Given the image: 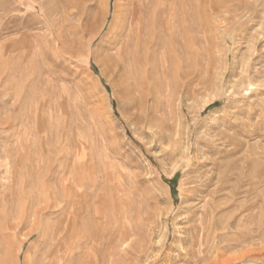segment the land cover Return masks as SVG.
Instances as JSON below:
<instances>
[{
	"label": "rangeland",
	"instance_id": "obj_1",
	"mask_svg": "<svg viewBox=\"0 0 264 264\" xmlns=\"http://www.w3.org/2000/svg\"><path fill=\"white\" fill-rule=\"evenodd\" d=\"M182 1L0 0V264H264V0Z\"/></svg>",
	"mask_w": 264,
	"mask_h": 264
},
{
	"label": "bare ground",
	"instance_id": "obj_2",
	"mask_svg": "<svg viewBox=\"0 0 264 264\" xmlns=\"http://www.w3.org/2000/svg\"><path fill=\"white\" fill-rule=\"evenodd\" d=\"M167 2H168V0H167ZM180 2L181 3H183V5H184V2L182 1V0H180ZM126 6H127V8H126V10L124 11V15H123V17L125 18V21H123V25L122 26H120L119 28L120 29H122L121 30V33H120V37H119V39H121V38H127L126 39V42H125V44H124V47L123 48H121L120 50H118L119 51V53H120V56L123 58V60H124V63H131L132 65L135 63V59H134V53L132 52V50H133V48H135V46L137 47H139V42H140V40H139V37H140V35H141V32L143 31V29L144 30H147V31H153V30H156V29H158L161 25H162V15L165 13V14H167V13H169L171 10H173V12H175V8H176V6L175 7H173V6H169L168 5V3H166V0H127V3H126ZM123 14V13H122ZM174 14V13H173ZM164 16V15H163ZM161 20V21H160ZM164 27V26H163ZM162 27V28H163ZM163 30V29H162ZM132 48V49H131ZM136 54V53H135ZM134 61V62H133ZM123 63V64H124ZM126 64V65H127ZM137 64V63H136ZM122 65V64H121ZM126 65H124V66H126ZM117 66V65H116ZM137 66V65H136ZM139 66V65H138ZM137 66V67H138ZM16 67V66H15ZM123 67V66H122ZM121 67V68H122ZM127 68L129 67V65H127L126 66ZM132 67V66H131ZM129 69V68H128ZM133 69V67L132 68H130L129 70H130V72H133L134 73V71H135V74H136V77L137 76H139V73H138V70L136 69V70H132ZM135 69V68H134ZM121 70H123V69H121ZM139 70L141 71L142 69H140L139 68ZM20 71V70H19ZM143 71V70H142ZM16 72V71H15ZM18 72V71H17ZM13 73V72H12ZM20 73V72H19ZM18 73V74H19ZM134 74V75H135ZM15 78H16V76H15ZM140 79V78H139ZM14 80V79H13ZM151 80H152V78H151ZM154 80V79H153ZM19 83V82H18ZM142 82H140V84H141ZM156 83V82H155ZM22 84V83H21ZM20 85V84H19ZM8 86V85H7ZM146 86V85H145ZM156 88V87H155ZM21 90V89H20ZM4 91V90H3ZM19 92V91H18ZM151 87L148 85V88H147V93L150 95L151 93ZM11 94L13 93V92H10ZM16 94H18L17 92H16ZM22 94V93H21ZM19 95V94H18ZM18 95H17V97H18ZM12 96H13V94H12ZM147 97V96H146ZM12 98V97H11ZM14 100H15V98H14ZM18 102V101H17ZM23 103V102H22ZM26 103V102H25ZM24 105V104H23ZM21 106V105H20ZM5 107V106H4ZM22 108V107H21ZM25 108V107H24ZM29 118V117H28ZM34 119V118H33ZM4 120V119H3ZM32 120V119H31ZM8 123V122H7ZM29 124V123H28ZM3 126V125H2ZM8 126V125H7ZM6 126V127H7ZM10 128V127H9ZM45 128V127H44ZM30 130V129H29ZM52 131V130H51ZM14 135V134H13ZM12 135V136H13ZM8 137V136H7ZM12 148V147H11ZM10 148V149H11ZM14 149V148H13ZM21 149V148H20ZM16 151V150H15ZM6 153H8V152H6ZM14 155V154H13ZM12 158V157H11ZM13 161V160H12ZM11 161V162H12ZM10 162V161H9ZM10 165V164H9ZM37 165V164H36ZM12 166V165H11ZM15 167H17L16 165L14 166V168ZM28 167V166H27ZM9 170H8V173L6 174L7 175V177H8V179H10V181H11V184H10V189H9V193H14L15 194V192L17 191V177H19L18 176V174H19V172H21V170L18 172V173H16V171L17 170H15V171H13L12 169H11V167L9 166ZM13 168V169H14ZM18 169V168H17ZM38 169V168H37ZM27 171H29V169L27 170ZM26 174H28V173H26ZM21 175H22V173H21ZM28 175H30V174H28ZM6 177V178H7ZM31 177V176H30ZM5 178V179H6ZM20 179V178H19ZM27 179H29V178H27ZM36 179V178H35ZM32 180H34V179H32ZM37 180V179H36ZM30 181V180H29ZM7 182H9V181H7ZM6 182V183H7ZM32 182V181H31ZM34 182V181H33ZM32 182V183H33ZM38 182V181H37ZM23 183V182H22ZM32 183H27V185H30V184H32ZM36 184H38V183H36ZM36 184H34V185H36ZM33 185V186H34ZM4 186V185H3ZM8 186V185H7ZM6 186V187H7ZM33 186H30V188H32ZM5 188V187H4ZM35 188H39V187H35ZM35 188H33V189H35ZM28 189H29V187H28ZM26 190V189H25ZM29 191L31 192V190L29 189ZM28 191V192H29ZM36 191H38V190H36ZM28 194V193H27ZM29 196V195H28ZM27 196V197H28ZM34 196V195H33ZM36 196H39V195H37L36 194ZM10 197H12V196H10ZM4 199V198H3ZM11 199H13V198H11ZM32 199V198H31ZM30 199V200H31ZM36 200H37V198H35ZM35 199H33L34 201H36ZM39 199V198H38ZM15 200V199H14ZM29 200V201H30ZM7 201H8V199H7ZM40 201V200H39ZM43 201V200H42ZM20 202V201H19ZM26 202V201H25ZM32 202V201H31ZM37 202V201H36ZM35 202V203H36ZM13 204H14V201L12 202ZM28 203H30V202H28ZM50 203V202H49ZM48 203V204H49ZM37 204V203H36ZM43 204V203H42ZM33 205V204H32ZM51 205V204H50ZM46 206V205H45ZM14 207V206H13ZM34 207H36L35 205H34ZM34 207H33V209H34ZM47 207V206H46ZM27 208V207H26ZM30 208V207H29ZM38 208V207H37ZM43 208H45V207H43ZM42 208V209H43ZM32 209V210H33ZM40 209H41V207H40ZM46 209V208H45ZM14 210V209H13ZM36 211H38V210H36ZM24 212V211H23ZM26 212H27V210H26ZM40 212V211H39ZM25 214V213H24ZM27 215H29L28 213H27ZM41 215H42V212H40L39 214H37V215H34L35 216V221L32 223L33 224V226H32V228H30V231L27 233V237H30V236H38L40 239H42V240H46V238H47V232H46V230L41 226ZM17 216V215H16ZM31 216V215H30ZM33 216V215H32ZM9 217V216H8ZM24 217V216H23ZM30 218V220H32L31 219V217H29ZM27 219H28V217H27ZM26 219V220H27ZM33 219H34V217H33ZM21 220V219H20ZM46 222V221H45ZM44 222V223H45ZM27 223H30L31 224V222L29 221H27ZM21 224V223H20ZM48 224H50V223H48ZM24 225V224H23ZM45 225V224H44ZM12 227H15V226H12ZM31 227V226H30ZM10 229H11V227H10ZM17 228H15V231H17L16 230ZM12 231V230H11ZM52 232H54V231H52ZM56 232V231H55ZM60 235L62 234V233H60V232H58ZM52 233H50V235H51ZM56 234H57V232H56ZM55 234V235H56ZM58 234V235H59ZM53 235V234H52ZM52 239V238H51ZM56 239H57V237H56ZM63 239V238H62ZM23 242V241H22ZM50 243V242H49ZM58 243V242H57ZM48 245H50V244H48ZM54 246V245H53ZM52 249H53V247H52ZM79 249V248H78ZM70 251H72V250H70ZM14 252H15V250H14ZM51 252V251H50ZM57 252V251H56ZM8 253H10V252H8ZM10 254H12V253H10ZM74 254V253H73ZM71 255V254H70ZM71 256H73V255H71ZM70 256V257H71ZM12 257H15V256H12ZM12 257L10 258V259H12ZM67 256H65V258H66ZM8 258H9V255H8ZM73 258V257H72ZM55 255H54V253H51L50 254V257H49V260H50V264H52V263H54L55 262ZM16 260V259H15ZM68 260V259H67ZM12 261V260H11ZM64 261V260H63ZM217 261V260H216ZM232 261V260H231ZM65 262V261H64ZM225 262V261H224ZM16 263V262H15ZM55 263H57V262H55ZM70 264V263H69ZM213 264V263H212ZM217 264H218V262H217Z\"/></svg>",
	"mask_w": 264,
	"mask_h": 264
},
{
	"label": "trees",
	"instance_id": "obj_3",
	"mask_svg": "<svg viewBox=\"0 0 264 264\" xmlns=\"http://www.w3.org/2000/svg\"><path fill=\"white\" fill-rule=\"evenodd\" d=\"M173 192H174V194H175V190H174Z\"/></svg>",
	"mask_w": 264,
	"mask_h": 264
}]
</instances>
